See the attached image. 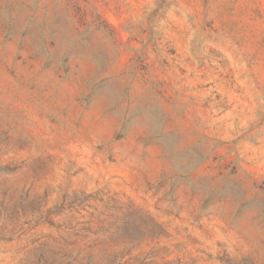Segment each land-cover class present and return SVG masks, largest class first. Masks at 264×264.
Returning <instances> with one entry per match:
<instances>
[{
    "label": "rangeland",
    "instance_id": "374dc122",
    "mask_svg": "<svg viewBox=\"0 0 264 264\" xmlns=\"http://www.w3.org/2000/svg\"><path fill=\"white\" fill-rule=\"evenodd\" d=\"M0 264H264V0H0Z\"/></svg>",
    "mask_w": 264,
    "mask_h": 264
}]
</instances>
